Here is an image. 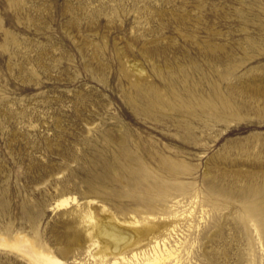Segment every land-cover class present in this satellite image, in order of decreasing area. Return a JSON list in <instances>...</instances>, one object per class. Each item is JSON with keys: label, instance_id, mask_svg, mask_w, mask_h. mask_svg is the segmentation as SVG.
Instances as JSON below:
<instances>
[{"label": "rangeland", "instance_id": "1", "mask_svg": "<svg viewBox=\"0 0 264 264\" xmlns=\"http://www.w3.org/2000/svg\"><path fill=\"white\" fill-rule=\"evenodd\" d=\"M168 235L171 264H264V0H0V264Z\"/></svg>", "mask_w": 264, "mask_h": 264}, {"label": "bare ground", "instance_id": "2", "mask_svg": "<svg viewBox=\"0 0 264 264\" xmlns=\"http://www.w3.org/2000/svg\"><path fill=\"white\" fill-rule=\"evenodd\" d=\"M259 210V207L256 205L242 204L239 209L240 218L242 221L248 222L257 216ZM85 218L88 222H91V213L86 212ZM257 226L262 227V222L257 220ZM128 234V232L118 228L116 225L101 223L94 229L92 235H89L90 245L94 246L96 243L102 242L110 248L111 252L116 253L129 239ZM169 236L162 237L161 239L155 238L151 244L139 251L133 252L131 256L121 255L120 257H114L113 260L106 261L105 259H101L100 261L103 264H171L170 262L173 259L175 261L179 259L177 249L169 244ZM49 264L61 263L59 260L53 259L49 261Z\"/></svg>", "mask_w": 264, "mask_h": 264}]
</instances>
